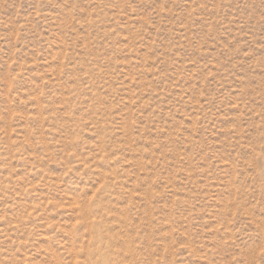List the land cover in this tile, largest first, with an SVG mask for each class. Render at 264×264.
I'll use <instances>...</instances> for the list:
<instances>
[{"label":"rangeland","instance_id":"1","mask_svg":"<svg viewBox=\"0 0 264 264\" xmlns=\"http://www.w3.org/2000/svg\"><path fill=\"white\" fill-rule=\"evenodd\" d=\"M0 264H264V0H0Z\"/></svg>","mask_w":264,"mask_h":264}]
</instances>
